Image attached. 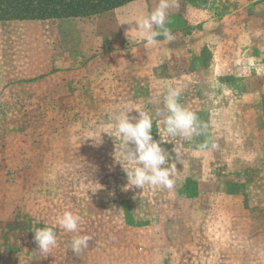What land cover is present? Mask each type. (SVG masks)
Returning <instances> with one entry per match:
<instances>
[{"label": "crops", "instance_id": "obj_1", "mask_svg": "<svg viewBox=\"0 0 264 264\" xmlns=\"http://www.w3.org/2000/svg\"><path fill=\"white\" fill-rule=\"evenodd\" d=\"M158 3L134 0L91 18L0 21V124L13 107L22 110L16 122L33 128L0 129L6 144L0 172H49L40 193V181L31 179L37 204L32 196L29 203L45 205V225L57 237L48 255L55 256L62 247L52 220L64 211L137 215L130 207L135 187L127 188L123 168L134 162H118L122 141L113 125L121 113L145 111L153 138L173 160L175 147L181 160L171 189L142 190L146 258L152 264H264V0H174L166 27L175 39L160 36L148 46L134 20ZM169 87L181 90L179 102L197 115L200 135L164 133ZM23 138L36 140L28 161L25 143L9 148V140ZM205 140L218 148L201 151ZM102 155L110 156L104 167L116 177L109 193L123 183L127 188L120 201L101 195ZM92 170L90 183L83 172ZM72 171L81 172L77 179ZM5 204L3 190L0 214ZM70 259L66 252L63 263Z\"/></svg>", "mask_w": 264, "mask_h": 264}, {"label": "rangeland", "instance_id": "obj_2", "mask_svg": "<svg viewBox=\"0 0 264 264\" xmlns=\"http://www.w3.org/2000/svg\"><path fill=\"white\" fill-rule=\"evenodd\" d=\"M91 17L93 16H88V18ZM77 18L84 17H75L74 19ZM21 111V108H6L7 120L5 123L0 124V129L3 130L4 126V129L6 131L30 132V130L33 129L31 127V123L16 122V120L19 119L17 115H19ZM0 112H2V110ZM40 129L42 128H39V130ZM23 136H27V134ZM9 141H11L9 143V148H13L21 142L25 143L26 150L23 152V158H25L27 161L29 160V158H35L34 155H31V153H35V148H31V146L33 145V142L35 143L36 140H33L32 138H23V140L11 139ZM1 142L2 140H0V150L6 145L2 144ZM101 157V195L105 200H111L116 197L118 201H120V198L125 197L127 188L123 183L121 186L111 187V192L109 193V181L111 179H116V177L113 175V171L104 167L108 166V164L105 163H109L110 156L102 155ZM47 173L49 174V172H46L45 170L31 172L11 171L5 172V174L4 172H0V194H2L3 190H5L6 194V214H0V264H64L63 261L65 260L66 252L70 253V262L72 264L157 263L156 261L146 258L148 253L147 251L145 252L143 250H140L142 244H145V241L147 240L143 238V229H141V227L143 226L142 224H145L149 221V218H147L146 215H143L147 214V210H144L146 207V203L143 202L144 199L142 197V189L139 188H134L132 194L133 197L130 207L132 208V211L137 214L133 219L129 216V214H127V216L125 215L124 217H122V214H117V216L115 217L110 214H77L82 217L78 234L88 235L89 237H91V239L88 241V247L84 248L80 253H74L70 247V242L72 238L77 235V233L66 232L60 227L58 236L60 237L59 244L61 245L62 250H57L55 256H49L48 253L41 254L37 252L35 250L36 244L34 242V230L36 228L46 226L45 214H41L42 212H44L45 205L43 202L39 201L38 203L40 204H38V207L35 208L36 206H34L33 203H29L31 200V196L33 197L32 201L35 199L33 188H30V182L31 179L35 181L37 179L38 181H40L42 185L38 186V192L40 193L45 189V186H43V184L45 183ZM77 173L81 172H70V178L71 175H73V178L77 179ZM83 173L85 174L86 181L88 180V182L90 183L91 181L93 182V170L84 171ZM58 174L61 175V172H58ZM20 179L22 180V184H20ZM87 185L89 184L86 182V185H84L83 188ZM54 194L55 196L59 195V193ZM38 196V199L43 198L44 200L45 198L41 197L40 194H38ZM113 206L115 208H118L116 204H114ZM17 211H19L20 214L14 213ZM32 212H34V214ZM122 212L125 211L123 210ZM55 219H53L52 221L55 222ZM41 224H43V226ZM132 225H135L134 231L127 232V227ZM114 227L118 228V230L112 231V228ZM60 252L62 254L58 255V253ZM154 252L155 251L150 250L149 254H152ZM165 264L169 263L165 261Z\"/></svg>", "mask_w": 264, "mask_h": 264}, {"label": "clouds", "instance_id": "obj_3", "mask_svg": "<svg viewBox=\"0 0 264 264\" xmlns=\"http://www.w3.org/2000/svg\"><path fill=\"white\" fill-rule=\"evenodd\" d=\"M174 0H159L157 7L143 17L134 20L138 25L135 29L146 45L154 46L163 36L171 43L175 36L166 27L168 9L173 6ZM181 90L169 87L163 98L166 115L162 121L164 133L171 137L191 139L201 134L202 125L197 115L179 102ZM138 112V117L129 113H121L115 117L113 125L115 134L121 138L120 164L134 162L132 167H123L127 176V188L144 189L145 186L160 189H171L174 184L173 176L177 171L176 162L181 163L180 153L173 147L176 154L173 160L171 154L162 147V140H155L152 135V117L145 111ZM132 111V110H131ZM159 114V110L157 112ZM218 148V144L205 140L199 145L201 151L209 148ZM55 224L66 232L77 233L70 247L74 253H80L88 247L91 239L88 235H80L81 217L71 211H64L57 215ZM34 242L37 251L41 254L50 252L57 245L56 232L53 227H41L34 230Z\"/></svg>", "mask_w": 264, "mask_h": 264}, {"label": "trees", "instance_id": "obj_4", "mask_svg": "<svg viewBox=\"0 0 264 264\" xmlns=\"http://www.w3.org/2000/svg\"><path fill=\"white\" fill-rule=\"evenodd\" d=\"M134 0H0V21L88 17Z\"/></svg>", "mask_w": 264, "mask_h": 264}]
</instances>
